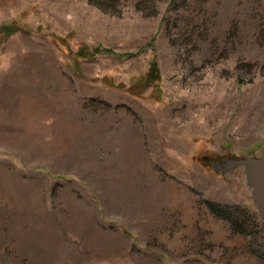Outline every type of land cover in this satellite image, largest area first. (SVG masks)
Listing matches in <instances>:
<instances>
[{
  "label": "rangeland",
  "instance_id": "rangeland-1",
  "mask_svg": "<svg viewBox=\"0 0 264 264\" xmlns=\"http://www.w3.org/2000/svg\"><path fill=\"white\" fill-rule=\"evenodd\" d=\"M14 20L0 264H264L242 168L211 167L264 155V0H0Z\"/></svg>",
  "mask_w": 264,
  "mask_h": 264
},
{
  "label": "water",
  "instance_id": "water-1",
  "mask_svg": "<svg viewBox=\"0 0 264 264\" xmlns=\"http://www.w3.org/2000/svg\"><path fill=\"white\" fill-rule=\"evenodd\" d=\"M211 167L225 175H229L236 167L242 168L243 185L264 224V155L228 157L221 163L212 162Z\"/></svg>",
  "mask_w": 264,
  "mask_h": 264
},
{
  "label": "trees",
  "instance_id": "trees-1",
  "mask_svg": "<svg viewBox=\"0 0 264 264\" xmlns=\"http://www.w3.org/2000/svg\"><path fill=\"white\" fill-rule=\"evenodd\" d=\"M24 29L20 26L19 22L16 20L5 23L0 22V45L1 42L4 41L7 37H9L11 34L14 33V31ZM26 30V29H25ZM99 51H102L99 47L90 48L88 46L82 45L78 51L76 52V55L82 58H87L94 56L95 53H98ZM159 76H153L151 71H147L141 82L146 84H152L154 81L158 80Z\"/></svg>",
  "mask_w": 264,
  "mask_h": 264
},
{
  "label": "bare ground",
  "instance_id": "bare-ground-1",
  "mask_svg": "<svg viewBox=\"0 0 264 264\" xmlns=\"http://www.w3.org/2000/svg\"><path fill=\"white\" fill-rule=\"evenodd\" d=\"M28 114H30V113H28Z\"/></svg>",
  "mask_w": 264,
  "mask_h": 264
}]
</instances>
